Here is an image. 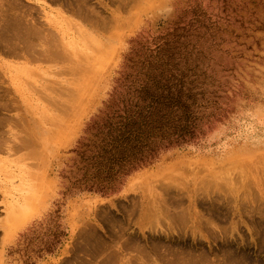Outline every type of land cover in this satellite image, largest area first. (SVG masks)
Returning a JSON list of instances; mask_svg holds the SVG:
<instances>
[{
    "label": "rangeland",
    "instance_id": "obj_1",
    "mask_svg": "<svg viewBox=\"0 0 264 264\" xmlns=\"http://www.w3.org/2000/svg\"><path fill=\"white\" fill-rule=\"evenodd\" d=\"M2 4L0 264H264V0ZM107 114L156 155L103 192Z\"/></svg>",
    "mask_w": 264,
    "mask_h": 264
},
{
    "label": "trees",
    "instance_id": "obj_2",
    "mask_svg": "<svg viewBox=\"0 0 264 264\" xmlns=\"http://www.w3.org/2000/svg\"><path fill=\"white\" fill-rule=\"evenodd\" d=\"M122 119V117L115 119L112 114H107L102 117V120L91 124V129H96V131L102 129V147H100L102 157L96 156L102 158L97 165L102 166V180L89 181L90 183L87 185L91 188H97L103 192L111 190L118 178L120 179L122 175H128L141 165H145L156 155V149L149 144L151 142L148 136L144 138L139 134L135 135V132H138L134 129V125L137 123L136 119L130 120L129 123ZM81 155L84 159L89 158L87 150H82Z\"/></svg>",
    "mask_w": 264,
    "mask_h": 264
},
{
    "label": "bare ground",
    "instance_id": "obj_3",
    "mask_svg": "<svg viewBox=\"0 0 264 264\" xmlns=\"http://www.w3.org/2000/svg\"><path fill=\"white\" fill-rule=\"evenodd\" d=\"M127 1H129V0H127ZM28 2V1H27ZM68 2V1H67ZM31 2H29V4H30ZM32 3H34V2H32ZM37 3V2H36ZM37 4H39V3H37ZM67 4V3H66ZM44 5V4H43ZM67 5H70V3H68ZM126 6H128V2L125 4ZM2 6H3V4H2V0H0V8H2ZM41 6H42V4H41ZM125 6V7H126ZM44 8H43V13H44V17H45V19H47L46 21H47V25H48V27L47 28H45L46 29V31H47V33H46V37L47 38H49L48 36L50 35V36H52V38L54 37L55 39H56V42H55V46H59V47H61V43L60 42H58V39H57V35H58V33H59V27H58V25L56 26L52 21L50 22L48 19H49V17L50 16H52L53 15V13L52 12H50V11H48V12H46L47 10H46V8L47 7H45V6H43ZM24 8V7H23ZM66 8V7H65ZM124 10V9H123ZM42 11V10H41ZM99 12V11H98ZM81 14V13H80ZM67 18V17H66ZM64 19V18H63ZM71 19V18H70ZM12 20V22H10ZM72 20V19H71ZM130 20V19H129ZM128 20V21H129ZM46 21H44V24H45V22ZM70 21V20H69ZM8 22H10V23H8ZM38 20H36V19H34L33 17H31V18H27V15H22L21 13H13V15H12V18L10 19V20H7L6 21V18H5V14L3 13H0V48H2V49H26V47H23V48H20V47H18V44H12L11 45V42L9 41H6V39L4 38L5 36L4 35H6V33H8V34H15L16 32H17V30H18V28L20 29V27H24L25 26V28H28V29H30L29 31H30V34H33V35H35V34H40V30H41V28H40V26H38ZM4 23V24H3ZM9 24V25H6V24ZM107 29V28H106ZM65 34V33H64ZM15 35H17V33L15 34ZM38 37V36H37ZM12 38V37H11ZM10 37L8 38V39H11ZM31 39V38H30ZM53 42H54V40L53 39H51ZM3 42H5V44H3ZM17 42V41H16ZM31 42H32V39H31ZM62 42V41H61ZM36 43V42H35ZM39 44V43H38ZM57 44V45H56ZM40 45V44H39ZM105 47V46H104ZM35 48V47H34ZM98 48H100V47H98ZM98 48L96 49L95 47H94V49H93V51L94 52H96V50L98 51ZM37 49V48H36ZM48 49H54L53 47H49ZM90 50H91V48H90ZM52 51V50H51ZM87 51V50H86ZM92 51V52H93ZM102 51H103V48H102ZM102 51L99 49V52L100 53H102ZM81 52H83V51H81ZM88 52V51H87ZM87 52H86V55H87V57H89V54H87ZM40 53V52H39ZM52 53H54L55 54V52H54V50H53V52ZM97 53L98 52H96V56L95 57H97ZM104 53L105 52H103L102 54L104 55ZM31 54H33V53H31ZM41 54V53H40ZM83 54V53H82ZM99 54V53H98ZM34 56H35V54H33ZM32 55V56H33ZM79 55H81V54H79ZM100 55V54H99ZM98 55V56H99ZM102 55V56H103ZM68 56V55H67ZM19 57V56H18ZM80 57V56H79ZM82 57V61H86V68H87V70L86 71H84V72H88V73H92V75H93V72H92V70H93V64L92 63H94V62H92V61H94V60H96V58L93 56L91 59H93V58H95V59H93V60H91V62L89 61V60H86V58L84 57V54L81 56ZM91 57V56H90ZM98 58V57H97ZM112 58V57H111ZM66 59H68V58H66ZM102 59V58H101ZM81 60V59H80ZM106 60V59H105ZM70 62H71V59L69 60ZM102 61V60H101ZM76 62V61H75ZM79 63V62H78ZM97 64V63H96ZM100 65V64H99ZM73 66V67H72ZM70 68H69V66H68V68H69V70H73V71H75L76 70V67H75V65H72ZM84 68H85V66H84ZM97 68V67H96ZM79 68H77V70H78ZM81 69V68H80ZM89 70V71H88ZM72 71V72H73ZM94 71V70H93ZM71 72V71H70ZM76 72V71H75ZM81 72H82V70H81ZM78 73H80V72H78ZM77 73V74H78ZM66 74V73H65ZM69 75V74H68ZM72 75V74H71ZM80 75V74H79ZM81 75H83L82 73H81ZM85 75V74H84ZM83 75V76H84ZM90 74H88V76H89ZM96 75V74H95ZM87 75H86V77H88ZM84 79V78H83ZM78 80H81V79H77V80H74V81H78ZM69 81V80H68ZM73 81V82H74ZM70 82V81H69ZM72 82V80H71V83H73ZM64 87V86H63ZM69 87V86H68ZM65 88H67V87H65ZM74 88H75V86H74ZM48 89H51V88H48ZM78 89V88H77ZM63 90L64 89H62V93H63V96H65V97H67V96H70L66 91V93L68 94L67 96L66 95H64V92H63ZM73 90H75V89H73ZM73 90H69V92H70V94H71V96H73L72 94H74L75 92L77 93V90L74 92ZM52 91V90H51ZM79 93V92H78ZM60 94V93H59ZM83 94L81 93V96H82ZM75 97V96H74ZM77 97V98H76ZM74 99L75 100H77L78 99V97H79V94H78V96H76ZM84 98V97H83ZM82 98V99H83ZM60 99V98H59ZM67 99V98H66ZM71 99H73L72 97H71ZM81 99V98H80ZM81 99V100H82ZM68 100V99H67ZM70 100V99H69ZM61 102V101H60ZM69 102V101H68ZM72 102V101H71ZM68 103V104H72L74 107H75V105H74V102L73 103ZM76 102H78V101H76ZM75 102V103H76ZM62 103V102H61ZM67 103V102H66ZM60 104V103H59ZM65 106V105H64ZM61 107H63V106H61ZM71 107V106H70ZM69 107V108H70ZM73 107V108H74ZM60 108V107H59ZM64 108V107H63ZM72 108V107H71ZM70 108V109H71ZM65 111V110H64ZM67 111H68V109H67ZM66 111V112H67ZM70 111V110H69ZM68 111V112H69ZM72 111V110H71ZM65 112V113H66ZM67 112V113H68ZM65 113H63L62 115V117H67L68 115H66ZM66 115V116H65ZM66 119L67 118H65V121H66ZM60 120H62V122H64V119L63 118H61ZM61 122V121H60ZM58 124H60V123H58ZM61 126L63 127V124L61 123ZM61 127V128H62ZM60 128V127H59ZM49 135V134H48ZM51 135H49L48 137H50ZM51 138V137H50ZM8 139V138H7ZM2 145V144H1ZM26 192V191H25ZM31 196V195H30ZM28 198H29V195H28ZM31 198V197H30ZM30 201V200H29ZM32 202V201H31ZM25 205H27V204H25ZM21 206V205H20ZM115 262V261H114ZM133 262V261H132Z\"/></svg>",
    "mask_w": 264,
    "mask_h": 264
}]
</instances>
